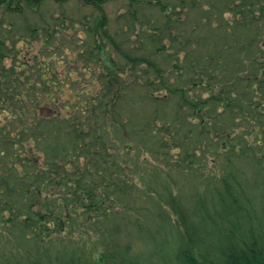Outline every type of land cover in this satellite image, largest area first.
Instances as JSON below:
<instances>
[{
  "label": "trees",
  "instance_id": "1",
  "mask_svg": "<svg viewBox=\"0 0 264 264\" xmlns=\"http://www.w3.org/2000/svg\"><path fill=\"white\" fill-rule=\"evenodd\" d=\"M0 264H264V0H0Z\"/></svg>",
  "mask_w": 264,
  "mask_h": 264
},
{
  "label": "rangeland",
  "instance_id": "2",
  "mask_svg": "<svg viewBox=\"0 0 264 264\" xmlns=\"http://www.w3.org/2000/svg\"><path fill=\"white\" fill-rule=\"evenodd\" d=\"M112 6H113V3H110L109 7H112ZM75 237L79 239L78 246L81 245L80 248L84 247V250L89 248L90 244H92L91 237H87V235L84 237V236H82V234L77 233V234H75Z\"/></svg>",
  "mask_w": 264,
  "mask_h": 264
}]
</instances>
